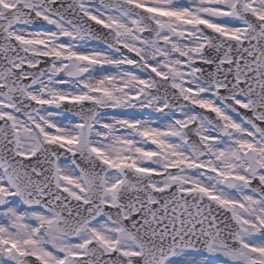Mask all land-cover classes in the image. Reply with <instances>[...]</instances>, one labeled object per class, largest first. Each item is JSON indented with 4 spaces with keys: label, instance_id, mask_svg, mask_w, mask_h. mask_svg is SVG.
Segmentation results:
<instances>
[{
    "label": "snow or ice",
    "instance_id": "snow-or-ice-1",
    "mask_svg": "<svg viewBox=\"0 0 264 264\" xmlns=\"http://www.w3.org/2000/svg\"><path fill=\"white\" fill-rule=\"evenodd\" d=\"M0 264H264V0H0Z\"/></svg>",
    "mask_w": 264,
    "mask_h": 264
}]
</instances>
